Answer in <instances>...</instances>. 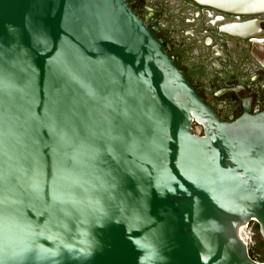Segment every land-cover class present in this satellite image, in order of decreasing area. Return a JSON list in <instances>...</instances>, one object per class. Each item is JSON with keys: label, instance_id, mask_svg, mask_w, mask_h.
<instances>
[{"label": "water", "instance_id": "water-1", "mask_svg": "<svg viewBox=\"0 0 264 264\" xmlns=\"http://www.w3.org/2000/svg\"><path fill=\"white\" fill-rule=\"evenodd\" d=\"M250 220L264 111L221 120L127 0H0V264H264Z\"/></svg>", "mask_w": 264, "mask_h": 264}, {"label": "flooded vegetation", "instance_id": "flooded-vegetation-1", "mask_svg": "<svg viewBox=\"0 0 264 264\" xmlns=\"http://www.w3.org/2000/svg\"><path fill=\"white\" fill-rule=\"evenodd\" d=\"M222 1L127 0L203 101L231 122L264 111V0L243 12Z\"/></svg>", "mask_w": 264, "mask_h": 264}, {"label": "rangeland", "instance_id": "rangeland-1", "mask_svg": "<svg viewBox=\"0 0 264 264\" xmlns=\"http://www.w3.org/2000/svg\"><path fill=\"white\" fill-rule=\"evenodd\" d=\"M193 132L201 134L203 132L202 127L194 123ZM261 241L262 239L258 234L256 245H254L249 250H250V255L252 256L253 259L264 262V241H262V243Z\"/></svg>", "mask_w": 264, "mask_h": 264}, {"label": "built area", "instance_id": "built-area-1", "mask_svg": "<svg viewBox=\"0 0 264 264\" xmlns=\"http://www.w3.org/2000/svg\"><path fill=\"white\" fill-rule=\"evenodd\" d=\"M257 222L254 220H250L246 223L245 226V234H246V245L250 248H252L254 245H256L257 242Z\"/></svg>", "mask_w": 264, "mask_h": 264}, {"label": "trees", "instance_id": "trees-1", "mask_svg": "<svg viewBox=\"0 0 264 264\" xmlns=\"http://www.w3.org/2000/svg\"><path fill=\"white\" fill-rule=\"evenodd\" d=\"M257 231H258V233L257 234H259V227H258V225H257ZM263 241V240H262ZM262 241H261V243H262Z\"/></svg>", "mask_w": 264, "mask_h": 264}]
</instances>
